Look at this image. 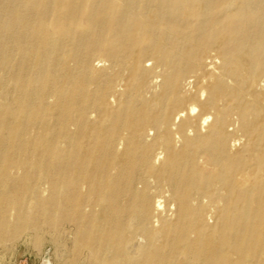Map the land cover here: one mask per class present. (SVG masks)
I'll use <instances>...</instances> for the list:
<instances>
[{
  "label": "bare ground",
  "instance_id": "bare-ground-1",
  "mask_svg": "<svg viewBox=\"0 0 264 264\" xmlns=\"http://www.w3.org/2000/svg\"><path fill=\"white\" fill-rule=\"evenodd\" d=\"M264 264V0H0V264Z\"/></svg>",
  "mask_w": 264,
  "mask_h": 264
},
{
  "label": "rangeland",
  "instance_id": "rangeland-1",
  "mask_svg": "<svg viewBox=\"0 0 264 264\" xmlns=\"http://www.w3.org/2000/svg\"><path fill=\"white\" fill-rule=\"evenodd\" d=\"M23 251L24 247L19 245L14 256L8 255L4 264H42L40 257H37L33 252Z\"/></svg>",
  "mask_w": 264,
  "mask_h": 264
}]
</instances>
